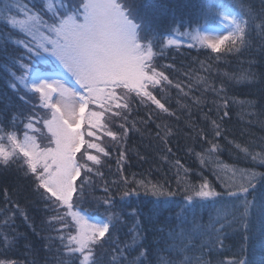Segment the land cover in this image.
I'll use <instances>...</instances> for the list:
<instances>
[{
    "label": "snow or ice",
    "instance_id": "1",
    "mask_svg": "<svg viewBox=\"0 0 264 264\" xmlns=\"http://www.w3.org/2000/svg\"><path fill=\"white\" fill-rule=\"evenodd\" d=\"M188 8L199 9L196 12L197 17H207L211 11L206 0L177 3L167 33L161 29L166 23L169 8L162 0H59L58 3L47 5L44 0H32L30 7L25 5L17 8V11L27 15V20L17 21L15 17L9 16L12 24L23 25L32 21V30L29 32L31 38L23 45L27 59L7 57L2 67L8 77L11 95L7 92L0 94V173L15 169L28 178L32 195L46 205L50 228L55 230L54 222L61 221L65 216H71L81 224L80 234L71 237V242L76 245L71 248V252L79 253L77 259L81 260V264H100L98 259L93 258L94 249L102 250L105 245L114 243L113 234L125 227L122 220L123 210L125 207L131 208L128 198L141 195L135 184L124 190V185L128 184L125 177L117 187V191L122 193L121 201L106 196L102 201L95 202L97 208L104 209V223H89L85 219V206L91 203L90 182L94 174L102 175L97 167L102 165L101 155L98 154L103 157L111 155L109 148L86 140L85 137L95 140L102 139V136L111 137V140L116 142L112 147L122 143L128 130L124 122L133 111L134 102L142 105L150 102L161 111L169 112L151 89L161 81L172 84V80L165 75L159 63L163 56L161 45L164 35H170L172 31L179 32L185 27L182 16L177 27L175 13L183 14ZM10 12L11 7L7 3L0 9V15ZM232 22L235 24L237 36L244 34L242 24L237 23L235 19ZM191 23L190 19L189 27ZM251 24L252 31L258 29V36L264 41V12L253 19ZM180 35L188 38L189 48L196 47V42L203 46L202 41L208 38L193 31L180 32ZM230 39L231 35L217 37L216 42L208 44L207 47L212 52L219 53L221 46ZM232 42L235 44V40ZM241 42L243 43V40ZM167 43L173 45L178 41L169 39ZM231 50L230 48L229 51ZM0 51L6 53L7 49L0 48ZM49 58L54 59L57 65L54 75L40 69V63H48ZM18 60H23L20 67H17ZM9 65L15 69L14 72L10 70ZM167 67L172 68V65ZM248 75L255 74H245L241 76V80H247ZM250 86L258 88L264 98V73L260 74L258 83L253 82ZM176 87L179 88L180 85L177 84ZM213 91L224 98L223 116H228L227 92L223 87L213 88ZM34 97L39 100L40 108L48 110L44 116L35 110L36 104L29 107ZM86 111L93 120L89 123L88 130L82 132L80 128L85 122ZM105 114L110 115L108 123H112L111 118L114 117L123 121L119 126L121 131H114L111 127L100 124ZM18 129L24 130L22 139L17 133ZM45 129L49 135L46 137L47 144L42 145L37 142L36 136ZM100 129H103L102 133ZM221 134L219 125H216L214 136ZM211 143L213 147L210 151L219 148L214 140ZM9 144L11 147L7 146ZM90 150L98 154H92ZM167 151L171 152V148ZM78 153H81L79 160ZM123 157L124 152L121 151L119 158ZM261 162L264 163V157ZM82 173L83 178L77 184L76 180ZM254 181L255 173H251L247 183L231 186L226 193L235 198L232 201L234 208L236 203L240 202L239 208L236 209L240 214H233L234 223L229 227L239 225L241 248L238 259L227 262L221 260L220 264H264V179L259 182V187ZM143 189L144 195H165L155 185L151 188L143 185ZM4 191L7 196V190ZM108 191L109 189L105 188V192ZM195 195L207 200L220 196V193L211 190L205 183L196 190ZM74 196L78 211L73 210ZM187 200L189 203L185 212L191 211L193 216L196 207L206 206L203 203H193L191 195ZM151 203L154 207L150 209L149 215H145L139 208L128 214L135 228L146 234L135 237L134 246L128 245L123 251L116 247L115 251L119 253L120 258H114V264H210L204 259V248H208L209 252H219L217 245L222 243L215 225H212V231L209 232L197 225L195 219L189 221L187 215H184L180 217L177 227L165 233L162 228L156 226L159 223L156 216L160 206L169 202L155 200ZM60 209L64 211L60 212ZM118 210L121 216L114 219L108 215ZM10 211L11 209L6 210ZM141 217L144 218L143 224ZM24 219L27 222L31 218L25 215ZM8 223L9 220H5V226ZM164 223L168 227L172 222L166 220ZM67 226L65 224V227ZM106 235L107 239H104ZM203 236H215V239L206 244H199ZM59 238L61 243H64L65 238ZM192 240L195 243H190ZM250 241L253 250L248 254L244 245ZM22 242L26 251L35 257V249L29 246L27 236L7 232L0 235V245L6 246L7 250L18 248ZM124 251L133 258L127 259ZM26 264L39 262L33 258L26 261ZM59 264H63V261Z\"/></svg>",
    "mask_w": 264,
    "mask_h": 264
},
{
    "label": "trees",
    "instance_id": "2",
    "mask_svg": "<svg viewBox=\"0 0 264 264\" xmlns=\"http://www.w3.org/2000/svg\"><path fill=\"white\" fill-rule=\"evenodd\" d=\"M44 2L47 5L58 3L59 0H44ZM162 2L169 8L166 13V23L161 29L162 32L167 33L172 23L175 5L197 3V0H162ZM5 3L11 7V12L0 15V48L7 49L6 53L0 51V94L7 92L11 95L8 77L2 67L7 57L27 59L23 45L31 38L29 32L32 30V22H28V25L12 24L9 16L15 17L17 21L27 20V15L17 11V8L25 5L30 7L32 0H0V9L4 8ZM206 4L211 10L207 17H197L196 12L199 9L194 8L185 9L183 14L176 12L177 27L181 16L185 27L179 32L172 31L170 35L163 36L161 45L163 56L159 63L165 75L172 80V84L161 81L151 90L157 99L165 104L169 112L161 111L150 102L143 105L134 102V109L124 122L128 130L122 143L112 147L116 142L112 141L111 137L102 136L100 140L85 137L86 140L99 143L111 151L109 157H103L102 154L90 150L92 154L101 155L102 165L97 167L100 168L102 175L94 174L90 182L91 203L85 206L87 216L104 221V209L97 208L95 202L102 201L106 196L121 201L122 193L117 191V187L122 184L125 177L128 184L124 185V190L135 184L141 192L139 197L128 198L131 208L125 207L123 210L122 220L125 227L113 234L114 243L105 245L102 250L94 249L93 258L98 259L100 264H114V258L115 260L120 258L119 253L115 251L116 247L123 251L126 246L133 245L135 237L146 234L135 228L128 214L136 208L142 209L145 215L151 214L150 209L154 207L151 201L155 200L169 202L160 206L156 216L159 221L156 226L162 228L165 233L177 227L181 216L187 215L189 221L195 219L197 225L206 228L209 232L212 231V225H215L219 232L222 242L217 245L219 252H209L205 247V260L210 264H220L221 260L227 262L239 258L241 237L238 233L241 229L238 224L234 227L229 225L234 223L233 214L235 216L240 214L236 210L240 202H237L234 208L232 201L235 198L229 197L226 193L231 186L247 183L251 173H255L254 183L257 187L261 179H264V163L261 162V158L264 157V107H262L264 98L258 88L250 86L253 82L258 83L260 74L264 73V51H262L264 41L259 38L258 29L252 31L251 24L253 19L264 12V2L206 0ZM224 12L236 14L239 23L244 27V34L238 37L236 30L231 35L232 39L221 46L219 53L212 52L204 41H202L203 46L199 42H196V47L187 46L189 40L186 36H181L180 32L193 31L200 35L202 31L216 27ZM190 19L191 27H189ZM169 39L183 40L186 44L169 45L167 43ZM22 63L23 60H18L17 67ZM168 65H172V68H168ZM56 67V62L50 59L48 63L43 61L40 63L41 71L47 73L55 72ZM9 68L15 71L10 65ZM250 73L255 75H248L247 80H241V76ZM177 84L180 85L179 88L176 87ZM221 87L227 92L228 116H223L224 98L213 91V88ZM39 103L34 97L29 107L36 104L35 110L44 116L48 110L40 108ZM88 113L86 111L85 116ZM109 120L110 115L105 114L100 124L111 127L114 131H121L119 126L123 121L119 117L111 118L112 123H108ZM213 121L216 123L214 124ZM89 123L85 119L82 132L88 130ZM216 125L220 127L222 133L220 136H214ZM23 131V129L17 130L21 139ZM102 132L103 129H100V133ZM47 135L49 134L46 129L38 133L37 142L42 145L47 144ZM213 140L219 148L210 151ZM7 146L11 147L10 144ZM168 148H171V152L167 151ZM83 151L82 148L81 153ZM121 151L124 152L122 159L119 158ZM81 153L77 154L78 160ZM89 164L91 165V162ZM82 178L83 173L76 183L79 184ZM205 183L211 190L220 193V196L210 197L207 200L197 197L196 190ZM143 185L149 188L155 185L165 195L152 196L150 193L144 195ZM105 188L109 189L107 193ZM4 190H7V196ZM190 195L193 197V203L206 205L196 207L195 216L191 211L185 212L189 203L187 197ZM214 201L219 203H213ZM73 203V210L78 211V206H75V196ZM7 209L11 211L6 212ZM63 211L64 209H60V212ZM25 215L31 218L27 222L24 219ZM108 215L115 219L116 216H121V212L118 210ZM140 219L143 224L144 218ZM5 220H9L7 226ZM166 220L172 222L168 227L164 223ZM54 223L55 230L49 227L45 203L32 195L28 178L22 172L13 169L7 173H0V235L7 232L27 236L29 246L35 249V257H33L26 251L23 242L18 248L11 250L0 245V264H26V261L33 258H36L39 264H59L60 261H63V264H81V260L77 259L79 253L71 252V248L76 246L71 242V237L77 235V225L70 216H65L61 221ZM65 224L68 226L65 227ZM60 236L65 238L64 243H61ZM104 239H107V235ZM212 239H215V236H203L199 244L209 243ZM190 243L195 241L192 240ZM244 247L248 254L253 250L251 241ZM256 251L258 254V247ZM124 256L127 259L133 258L127 251H124Z\"/></svg>",
    "mask_w": 264,
    "mask_h": 264
},
{
    "label": "rangeland",
    "instance_id": "3",
    "mask_svg": "<svg viewBox=\"0 0 264 264\" xmlns=\"http://www.w3.org/2000/svg\"><path fill=\"white\" fill-rule=\"evenodd\" d=\"M233 19H235L236 22L239 23L235 13H233V12H224L222 14V16H221L219 24L216 27L208 28V29H206V30H204V31H202L200 33L201 37H203L205 35L208 37L206 40H203L204 43L207 44V45L211 44V43H215L216 42V38L218 37L219 33L222 34L221 36H223V35H232L236 31L235 24H233V22H232ZM29 22L31 23L32 21H29ZM177 41H178V43L186 44V41H183V40H177ZM49 59L54 61V59H52V58H49ZM49 74H53L54 75L55 72L49 73ZM85 119H87L89 122H91L93 120V118L90 117L89 113L85 116ZM100 123H101V120H100ZM80 131H82V125H81V128H80ZM81 215H85V213H81ZM71 219L77 225V229H78L77 235H79L80 234V229H81V224H78L77 221L74 220L72 217H71ZM85 219L88 220L89 223H95V224L104 223V221H102L100 219L91 218V217H89L87 215L85 216Z\"/></svg>",
    "mask_w": 264,
    "mask_h": 264
},
{
    "label": "bare ground",
    "instance_id": "4",
    "mask_svg": "<svg viewBox=\"0 0 264 264\" xmlns=\"http://www.w3.org/2000/svg\"><path fill=\"white\" fill-rule=\"evenodd\" d=\"M222 34L219 33L218 37H220ZM217 37V36H216Z\"/></svg>",
    "mask_w": 264,
    "mask_h": 264
}]
</instances>
